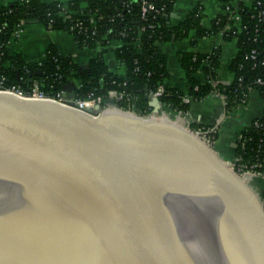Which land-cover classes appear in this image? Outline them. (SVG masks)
Wrapping results in <instances>:
<instances>
[{
  "label": "water",
  "instance_id": "water-1",
  "mask_svg": "<svg viewBox=\"0 0 264 264\" xmlns=\"http://www.w3.org/2000/svg\"><path fill=\"white\" fill-rule=\"evenodd\" d=\"M228 164L156 118L0 91V264H264L263 204Z\"/></svg>",
  "mask_w": 264,
  "mask_h": 264
},
{
  "label": "trees",
  "instance_id": "trees-1",
  "mask_svg": "<svg viewBox=\"0 0 264 264\" xmlns=\"http://www.w3.org/2000/svg\"><path fill=\"white\" fill-rule=\"evenodd\" d=\"M178 0H20L0 5V77L4 85H19L28 90L31 81H37L47 93L62 91L69 79L79 84L73 91L76 98L88 93L105 96L110 89L123 93L116 102L118 109L145 116L152 113L146 95L159 87L157 96L165 107L184 112L188 95L201 100L211 92L223 97L225 109L246 103L250 91H256L264 99V0H252L244 4L238 0L240 31L225 30L230 23L227 15H218L209 28L201 24L203 5L196 3L185 18L172 24L170 14ZM222 2L226 0H221ZM148 3L153 6L143 11ZM94 17L93 25L90 17ZM41 24L47 29L69 33L75 45L81 49L98 48V54L87 60L88 66L79 68L71 56H62L53 44L45 50L41 64H28L20 54L12 55L7 44L18 25ZM94 29L95 32L91 33ZM193 31L197 37L220 33L225 39L236 40L237 52L228 68L233 73L229 84L214 83L219 70V52H183L179 61L185 75V89L168 86L166 57L159 50V42H174ZM115 43V44H113ZM194 44V41L191 42ZM114 45V46H112ZM112 50L117 67L125 72L119 75L111 68L106 53ZM38 70L40 74H35ZM204 76V82L197 78ZM208 149L216 132L210 127L192 125L187 129ZM236 160L228 164L233 175L241 178L249 174L261 175L264 170V111L253 119L239 134L235 144ZM264 209V191L261 193Z\"/></svg>",
  "mask_w": 264,
  "mask_h": 264
},
{
  "label": "crops",
  "instance_id": "crops-1",
  "mask_svg": "<svg viewBox=\"0 0 264 264\" xmlns=\"http://www.w3.org/2000/svg\"><path fill=\"white\" fill-rule=\"evenodd\" d=\"M15 1L20 0H0V5ZM41 1L50 2L54 0ZM57 1L64 2L67 0ZM196 3L203 5L201 24L205 28H209L212 21L222 14L223 2L221 0H178L170 15L171 23L176 24L185 18ZM67 35L65 31L51 29L44 31L37 25L25 26L23 24L9 40L7 50L12 55L20 54L28 64L43 63L45 50L49 44H53L62 56H71L78 64L85 63L89 58L98 54V48L76 50L73 38ZM64 39L67 40L69 47H65ZM192 41H194V44L191 43ZM157 45L166 57L168 76L164 82L168 86L185 89V75L179 61V54L191 51L211 53L217 49L219 52V70L214 83L229 84L233 80V73L228 66L237 52L234 38L225 39L220 33L197 37L191 31L183 39L174 42H159ZM106 56L111 68L119 75H123L125 68L123 66L117 67L111 48L107 51ZM197 78L201 82L205 81L201 72H197ZM183 100L188 103V109L184 112L171 110L161 104V108L157 113L145 116L168 122L179 129H188L192 125L210 127L211 130L216 132V137L212 141L213 151L220 161L227 163H232L236 160L235 144L240 132L253 119L261 117L264 111V99L256 91L249 92L246 103L239 104L230 110L225 109L223 97L215 92L209 93L201 100H195L188 95ZM246 183L251 192L261 200V193L264 191V170L261 175L253 174L247 176Z\"/></svg>",
  "mask_w": 264,
  "mask_h": 264
},
{
  "label": "built area",
  "instance_id": "built-area-1",
  "mask_svg": "<svg viewBox=\"0 0 264 264\" xmlns=\"http://www.w3.org/2000/svg\"><path fill=\"white\" fill-rule=\"evenodd\" d=\"M237 2L238 0H226L222 3V15H227L228 19L230 20V23L227 24V26L225 27V30L227 31L232 30V29H237L240 31L241 21H240V15L236 7ZM243 2L244 4L245 3L250 4L252 0H243ZM147 8L152 9L153 6L148 3H145L143 6V11H145ZM261 18L264 20V15H262ZM93 23H94V17L91 16L90 24L93 25ZM21 26L22 25H18L15 28L13 36L20 29ZM94 32L95 30L92 29L91 33H94ZM69 80H72L75 83V87L76 85L79 84V81L76 79H69ZM0 91L13 93L18 96L27 97V98L51 100V101H55L58 103L66 104L80 111H83L84 107L87 106L89 108L94 109L96 111V114H99L101 111H104V110L118 109L116 102L123 97L122 92L116 89H110L107 91L105 96L88 93L83 98H76L74 96V99L70 101L69 99H67L66 93L63 90L60 92L54 93V94L47 93L40 89L37 81H31V86L28 90L21 88L19 85L8 87L4 85L3 77H0ZM161 93H162V88L159 87L155 92L149 95L159 96ZM96 105L99 106L98 109H95ZM247 174H249V176L252 175L249 172H247Z\"/></svg>",
  "mask_w": 264,
  "mask_h": 264
},
{
  "label": "rangeland",
  "instance_id": "rangeland-1",
  "mask_svg": "<svg viewBox=\"0 0 264 264\" xmlns=\"http://www.w3.org/2000/svg\"><path fill=\"white\" fill-rule=\"evenodd\" d=\"M27 25H31V26H33V25H37L39 28H41V29H43L44 31H47L48 29L46 28V27H44L43 25H41V24H35V23H26L25 24V26H27ZM67 33V32H66ZM70 37H72L69 33H67ZM67 35V36H68ZM71 39V38H70ZM59 40H61L60 38H59ZM65 41H64V43H65V47H69V44H68V42H67V40L66 39H64ZM48 45V44H47ZM48 47V46H47ZM81 48H79V47H77L76 46V50H80ZM106 58H107V56H106ZM105 58V59H106Z\"/></svg>",
  "mask_w": 264,
  "mask_h": 264
}]
</instances>
